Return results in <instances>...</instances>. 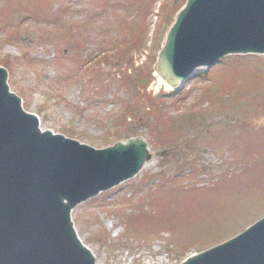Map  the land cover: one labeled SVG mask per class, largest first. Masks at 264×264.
<instances>
[{
  "label": "rangeland",
  "instance_id": "374dc122",
  "mask_svg": "<svg viewBox=\"0 0 264 264\" xmlns=\"http://www.w3.org/2000/svg\"><path fill=\"white\" fill-rule=\"evenodd\" d=\"M88 1L0 0V58L4 55H10L21 59L13 65L15 72L10 71L8 81L12 89L23 97L26 108L40 115L43 127L49 126L55 131L63 133L65 131L75 132V138L98 148L112 143L115 140L113 139L115 138V127L124 124L123 127H120L122 136L141 135L150 143L151 150L155 155L151 164L143 168L131 180L79 204L72 213L80 235L93 248L98 263L177 264L191 252L208 247L215 241L223 240L235 234L243 226L264 214V162L254 166L257 168L247 164L250 171L247 170L243 173L244 176L256 174L257 179L255 181L260 178L261 185L255 181L245 180L241 184L242 188L235 191V186L237 189L240 183L238 178H233L231 179L232 183L226 185L223 195H221L222 188L217 189L216 186L206 194L200 195L194 194L192 189L190 192L196 196L195 198L186 197L185 207L183 202L174 211L168 209L163 222L168 217L178 222L177 230L183 231L177 235L178 240H175L170 233L157 234L155 231L154 233H146L142 228H134L126 232L124 225L111 211L119 207L121 210L127 208L126 212H130L131 209L126 207L127 203H121L123 198H146L150 194L149 187L154 185L159 187L167 183L163 188H158L156 191L159 196L169 192L186 194L188 188L185 186L190 184L188 178L190 164L192 160L196 159L202 163L199 165L200 167L207 166L205 173H201L198 178L200 180L198 186L212 187V179H215L218 170L228 168L232 164L233 158H240L242 149L246 145L245 151H248V159L244 163H252L254 158L260 155L258 153L264 150V138L251 140L249 143L253 142L252 146L248 145L244 138L239 139L238 148L240 150L234 153L232 146L235 144L233 140L229 141L227 137L230 133L241 135L242 132L235 126L233 128L226 127L222 124L224 122L223 117H216L211 123L214 124L220 120L222 123L207 126L206 136L212 134L214 139H218L222 143L205 142L206 136L199 137L198 140H193V144L191 142L192 146L199 150L194 152V149L184 148L182 141H180L182 146L179 148L170 147L166 142L159 141L162 137L160 135L154 137L148 128L149 119L147 116L144 119L141 117L127 121L120 116L122 119L113 122L112 118L117 119L113 116L119 112L116 101L119 98L114 96L118 88L112 86L107 92L97 93L99 91L94 86H90L88 77L85 76L84 78L81 74H76L78 69L75 66L82 61L83 64H87L86 62L91 55L97 54L98 50L104 46H109L111 44L110 38H119L121 32L127 38L131 37L133 27L121 31L119 23H116L115 20H108L109 15L106 13L108 11H111L112 14L114 11L123 12L125 17H128L127 22L131 24L138 22L143 13L154 10L153 13H148L146 17V19L149 18L146 21L151 23L142 40V45L144 43L146 50L138 47L133 51L136 65L146 64V61L153 60L160 47L162 36L168 27L169 20L167 19L173 15L182 0H174L176 5L170 4V9L165 15L166 18L164 19L165 16H163V19L160 20L162 22L156 36L154 33L152 34V31L155 22L160 19L159 6L162 2H171L172 0H112L110 5L105 2H97L93 6V13L97 20L95 24H98V27L94 28L92 34L88 31L85 37L81 39H77V37L74 39V35L71 34L72 42H67L61 37L55 43L46 41L47 37L38 39L40 34L44 33L42 29L48 30L50 27L53 30L58 27L59 22L54 21L52 14L55 17L63 15L66 20L73 23L85 21L90 9V2ZM133 10L137 13L136 18ZM103 11L107 15L104 21H102ZM44 19L47 20L44 21ZM18 25H21L19 27L21 38L20 36L18 39L14 36L11 38L10 27ZM122 27L125 28L126 26L122 25ZM59 57L64 59V66H66L63 75L60 74V68H58ZM250 57L242 58L239 64L236 63L239 60L234 59V62H230L229 65L234 73L225 72L221 68L215 72L213 78L217 79V82L234 78L238 80L237 96L243 98L238 100V103L246 104L240 105L239 108H247L243 111L231 108L222 111L220 114L233 118V120H236L240 115H245L248 119L246 125L255 129L254 132L257 133L261 129L264 130V58ZM91 62L93 63L94 60ZM219 64L212 66L209 70ZM236 64H238L237 67H233ZM101 66H103L102 71H104L106 66ZM126 67L127 65L121 69L113 68L111 71H105V73L113 74L112 72L116 70L120 71L119 74H126L128 71L130 72V70H126ZM197 71L198 73L194 77L173 93L168 88L160 86L155 78L150 83L149 90L153 91L154 94L161 91L158 97L159 101L163 103L161 105L166 107L165 112L176 114L194 104L196 105L195 110L207 106V103L199 104L198 102L202 87L210 84L213 73L206 72V67H200ZM74 72L77 75L75 79L73 77ZM88 73L89 71H86V75ZM65 75H70L71 79H64ZM55 79L64 83L61 84L62 88H59L61 93L59 95H56L54 91L50 94L46 93L47 86L53 83ZM232 84L236 83L233 82ZM219 87L221 90L222 86L219 85ZM88 88H91L89 92H87ZM251 94L255 95L259 101L252 102ZM223 96L232 98V91L228 94L227 91H224ZM229 102L235 103L233 100ZM141 103L148 105V100L143 99ZM157 103L159 102L157 101ZM143 113L147 115V110ZM212 117L214 115H208V119ZM196 132L199 134L198 131ZM182 138L187 139L188 136ZM262 158L263 156L260 159ZM245 164L241 163V167H244ZM258 171L259 173H257ZM164 180L165 182H163ZM129 204L133 209V203L129 202ZM174 206L176 205L174 204ZM203 207L207 208L208 211ZM102 230L109 235V243L99 244L92 240L91 235ZM174 240L178 243L174 244ZM194 240L196 243L190 246ZM189 246L190 248L187 249Z\"/></svg>",
  "mask_w": 264,
  "mask_h": 264
},
{
  "label": "water",
  "instance_id": "95a60500",
  "mask_svg": "<svg viewBox=\"0 0 264 264\" xmlns=\"http://www.w3.org/2000/svg\"><path fill=\"white\" fill-rule=\"evenodd\" d=\"M235 53H264V0H186L166 30L154 76L176 88L198 66ZM7 80L0 66V264H96L73 209L136 176L154 152L141 136L97 150L42 130ZM179 264H264V217Z\"/></svg>",
  "mask_w": 264,
  "mask_h": 264
},
{
  "label": "trees",
  "instance_id": "16d2710c",
  "mask_svg": "<svg viewBox=\"0 0 264 264\" xmlns=\"http://www.w3.org/2000/svg\"><path fill=\"white\" fill-rule=\"evenodd\" d=\"M94 1L101 2V0ZM175 1L172 0L171 2H166L161 6L162 19L163 16H165L169 11L168 9H170V4L173 3L176 5ZM120 13L114 11L112 14V12H109L108 20H115L116 23H119L121 31L126 28L133 27L131 37L127 38L125 34H122L121 32L119 38H110L111 44L109 46H104L100 50V56L96 62L97 65H91L88 68L89 73L87 75L85 74L86 77L89 78L90 86L96 87V89L99 91L97 93L107 92L112 86L118 88V90L114 93V96L119 98L117 102L120 108L118 110L119 112L113 116L117 117V119L112 118L113 122H117V120L122 119L120 116L126 119V121L128 118L138 119L142 117L141 119H144L147 116L149 119L148 128L150 131H152L154 137L160 135L162 137L160 141L166 142L167 145H174L181 143L179 139L183 136H188L190 134L192 135V132L197 127H199L200 124L204 123V119L208 118L209 114L213 115L214 113L220 112L219 108L225 107L232 103L229 102L230 100H235V103L237 100H239L237 97V85L232 84L234 80L226 83L220 81L213 86L207 85L202 88L200 104H202V102L208 101V108L206 110L196 111L193 108L195 105H193L192 107L176 114L165 112L164 109L166 107L161 105L163 103L160 102L156 96L151 95V93L146 90L152 77V74H150V63L147 62L146 64L140 65L138 67H135L134 64L135 60L133 58V51H135L138 47L139 49L145 48L144 43L142 45V40L149 27V23L145 21L148 12L143 13L141 15V19L138 22H133L131 24L127 22L125 14L123 12ZM89 14L94 20V13L90 12ZM98 15H101V13H98ZM102 15H104L102 21H104L107 15L104 12H102ZM165 18L166 16L164 19ZM85 25H87V23H85ZM122 25L126 27L123 28ZM71 28H68L66 23L61 24L54 37L56 39H60V37L67 39L69 34L66 32L68 31L71 33L74 27L72 29ZM158 30L159 26L155 30L156 33ZM102 64L106 66L104 71H102ZM123 64L127 65L126 70L131 68V72L129 74L123 73L121 76L117 77L116 74H118V72H114L113 75L108 72L105 73V71H111L116 66H122ZM65 78L70 80L71 76L68 75ZM219 85L228 87L229 90H227V94L228 91H232V98L224 97V91H221L222 89H215V87ZM53 90V87L50 88L48 93H52ZM143 99L148 100V105H143L141 103ZM157 101L160 104L157 103ZM145 110H147V115L146 113H143ZM123 126L124 124L117 125L115 127V137L121 136L120 127ZM179 134L180 136H178ZM182 144L183 146L192 149L195 148L191 145L190 140L187 139H183ZM231 174L232 172L224 173L222 177H220L215 183L216 185L214 184V186H226L228 182L232 181L230 179L232 177ZM200 191H205V189H201ZM168 195L170 197H168ZM185 201H187V199H183L178 193H167L163 196H156V192H152L146 197V199L141 197L133 200L134 208L131 209L130 212H126L127 210L124 208H122V210L121 208H115L112 212H116L115 214L117 215L119 221L123 223L126 232L131 231L134 228H142L146 233H154L155 231L157 234H162L166 231L171 232L172 235L175 234L176 236L180 233L179 230H175L178 227V222L171 220L170 217H168L166 221L164 220V222L163 219L168 209L174 211L180 202L183 203ZM174 204L176 206H174ZM146 206H150L152 208L148 210ZM92 237H94V240H98L103 243H106L108 239L107 235L104 234V231L94 233Z\"/></svg>",
  "mask_w": 264,
  "mask_h": 264
},
{
  "label": "bare ground",
  "instance_id": "6f19581e",
  "mask_svg": "<svg viewBox=\"0 0 264 264\" xmlns=\"http://www.w3.org/2000/svg\"><path fill=\"white\" fill-rule=\"evenodd\" d=\"M168 87V86H167Z\"/></svg>",
  "mask_w": 264,
  "mask_h": 264
}]
</instances>
